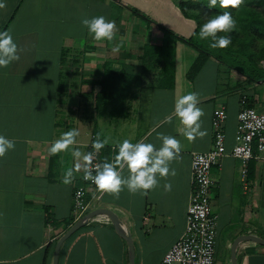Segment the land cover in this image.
<instances>
[{
    "label": "crops",
    "instance_id": "crops-1",
    "mask_svg": "<svg viewBox=\"0 0 264 264\" xmlns=\"http://www.w3.org/2000/svg\"><path fill=\"white\" fill-rule=\"evenodd\" d=\"M187 1L0 0L6 5L0 9V32L10 31L24 49L19 61L0 68V135L15 141V149L0 158V264H53L57 239L100 210L112 213L131 236L134 264H163L185 232L193 155L213 149L217 110L227 114L228 151L211 170L217 252L226 237L222 264H232L238 238L264 242V152L249 162L245 178L242 163L230 155L242 98L264 113V81L252 82L212 57L189 79L199 52L181 40L198 27L193 14L183 12ZM101 15L116 23L113 41L96 42L81 23ZM116 45L119 52L112 50ZM193 91L207 135L189 142L173 113L175 100ZM71 129L80 132L73 147L82 153L97 135L109 138L98 153L100 163L111 160L125 139L159 148V134L174 136L182 145L180 159L170 165L176 175L161 179L147 196L125 188L119 199L104 194L96 201L90 190L88 210L78 219L74 193L83 172L65 185L64 172L75 163L72 149L49 155L52 143ZM165 183L171 191L165 192ZM129 254V241L100 214L63 245L59 264H130ZM236 256V264H264V246L241 242Z\"/></svg>",
    "mask_w": 264,
    "mask_h": 264
},
{
    "label": "clouds",
    "instance_id": "clouds-1",
    "mask_svg": "<svg viewBox=\"0 0 264 264\" xmlns=\"http://www.w3.org/2000/svg\"><path fill=\"white\" fill-rule=\"evenodd\" d=\"M245 5V0H209L208 8L219 7L223 9L222 14H216L206 20L199 31L201 40H211L210 47L213 49H224L231 44L230 35L220 33H231L236 29V20L233 18L231 9L238 10ZM6 5L0 2V9ZM82 25L87 28L89 34L96 42L113 41L117 28L115 21H109L104 16L83 18ZM113 52H119L120 46L113 47ZM23 48L18 47L10 31L0 32V68H6L11 63L19 61ZM199 94L195 91L189 92L175 100L174 116L178 118L181 134L193 142L197 138H204L206 130H202L201 117L204 111L198 106ZM170 122V121H169ZM79 130L71 129L64 132L59 139L55 140L49 155L56 156L72 149L74 166L64 172L63 184L71 185L75 174L83 172V179L95 185L96 191L108 194L119 199L120 193L126 188L130 194L140 193L144 196L148 192L160 186V180H168L169 176H175L176 171L170 167L173 161L180 159L182 145L180 141L171 135L159 134L158 139L162 145L157 148L152 143H132L125 139L117 145L118 152L111 160L105 159L103 163H94L97 154L109 144V138H101L97 135L92 142L93 151L82 153L78 148L77 137ZM15 149V141L0 135V158H3L9 150ZM128 175H123L124 170ZM165 192L171 191V184L163 185Z\"/></svg>",
    "mask_w": 264,
    "mask_h": 264
},
{
    "label": "built area",
    "instance_id": "built-area-1",
    "mask_svg": "<svg viewBox=\"0 0 264 264\" xmlns=\"http://www.w3.org/2000/svg\"><path fill=\"white\" fill-rule=\"evenodd\" d=\"M242 109L238 115L235 145L230 155L243 165L245 178L249 162L256 153L264 152V113L248 106V98L241 100ZM227 114L217 110L212 119L214 147L207 153L193 155V193L187 211V224L182 237L165 255L163 264H215L218 246L217 218L211 204L213 181L211 170L217 160L228 154L224 125ZM92 144V143H91ZM90 144V151H93ZM94 163H100L97 154ZM92 190L93 200H102L90 181L83 179L82 186L74 193L75 212L80 219L88 210L87 195Z\"/></svg>",
    "mask_w": 264,
    "mask_h": 264
},
{
    "label": "trees",
    "instance_id": "trees-1",
    "mask_svg": "<svg viewBox=\"0 0 264 264\" xmlns=\"http://www.w3.org/2000/svg\"><path fill=\"white\" fill-rule=\"evenodd\" d=\"M209 0H189L182 4L183 12L185 15L190 16L188 12H191L193 16L195 17V20L197 21V30L195 34L190 39H184L181 38L182 41L193 45L199 52V56L193 66L191 67L188 77L189 79L194 78L197 73L202 69L204 64L209 58H214L223 65H226V62L221 60V57H218L217 53L215 51L219 49H213L209 45L211 43V40H201L199 38V31L201 26L206 22L207 19L212 18L216 14H222L223 9H220L219 7L210 9L208 8ZM262 9V10H259ZM231 13L233 18L236 20V25L241 26L243 29V33H241L236 26V29L231 33H220V35H230L231 36V44L229 49L233 50L235 48L238 50L243 44L242 37H246L249 35L250 30L253 34L259 33V30L257 28H264V0H245V5L240 7L238 10L231 9ZM261 38L264 37V35ZM230 69L235 70L233 67H230ZM116 76V74H114ZM121 77V76H120ZM249 79V77H247ZM109 78H105L103 80V87L106 90V82H109ZM250 80V79H249ZM114 82L115 80L112 79ZM253 82H257L256 80H251ZM117 83L114 84L116 86ZM110 87V86H109ZM248 106H252L249 104ZM60 239H57V242H59Z\"/></svg>",
    "mask_w": 264,
    "mask_h": 264
},
{
    "label": "rangeland",
    "instance_id": "rangeland-1",
    "mask_svg": "<svg viewBox=\"0 0 264 264\" xmlns=\"http://www.w3.org/2000/svg\"><path fill=\"white\" fill-rule=\"evenodd\" d=\"M237 29L243 33L241 26H237ZM256 29L259 30V33L253 34L250 30L247 38L242 37L244 42L238 50L235 48L230 50L229 45L227 48L215 51V53L218 57H221V60L226 62V65L223 66L224 69L232 70L229 66L233 67L237 73L246 78L249 77L250 80H256V83L259 84L264 81V37L261 38L260 35H264V28L256 27ZM224 76L226 75L224 74ZM220 242L221 245L217 252V264H222L224 261L227 238L222 237Z\"/></svg>",
    "mask_w": 264,
    "mask_h": 264
},
{
    "label": "water",
    "instance_id": "water-1",
    "mask_svg": "<svg viewBox=\"0 0 264 264\" xmlns=\"http://www.w3.org/2000/svg\"><path fill=\"white\" fill-rule=\"evenodd\" d=\"M100 214H105L107 216L110 217V219L112 220L114 226L117 228L118 233L121 234L122 236H124L128 241H129V259H130V264H134V247H133V241L132 238L129 234H126L125 232H123V230H121L120 226H119V222L117 221V219L115 218V216L105 210H100V211H96V212H92L90 214H87L86 216H84L81 220H79L78 222H76L59 240V242L56 244L55 247V251H54V260H53V264H59V256H60V252L61 249L63 247V245L75 234L77 233L80 229H82L83 227H85L87 225V223L89 222V220H91L92 218H94L97 215ZM244 241H251V242H255L258 244H261L264 246V242L259 240L256 237H241L238 238L232 247V264H236L237 263V259H236V249L237 246Z\"/></svg>",
    "mask_w": 264,
    "mask_h": 264
}]
</instances>
